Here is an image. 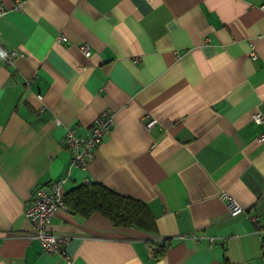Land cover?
<instances>
[{"label": "crops", "instance_id": "1", "mask_svg": "<svg viewBox=\"0 0 264 264\" xmlns=\"http://www.w3.org/2000/svg\"><path fill=\"white\" fill-rule=\"evenodd\" d=\"M0 6V41L20 53L0 61V264H264V0ZM103 109L113 126L72 166L67 125L85 134ZM59 178L63 194L96 181L143 201L153 228L67 206L49 224L67 256L45 252L24 209Z\"/></svg>", "mask_w": 264, "mask_h": 264}, {"label": "built area", "instance_id": "2", "mask_svg": "<svg viewBox=\"0 0 264 264\" xmlns=\"http://www.w3.org/2000/svg\"><path fill=\"white\" fill-rule=\"evenodd\" d=\"M17 3L18 6L21 5L20 1H17ZM5 12L6 9L0 6V18ZM64 39L63 35L56 36V41ZM79 49L85 55L90 54V48L86 43L81 44ZM19 55L20 53L16 49L9 48L0 41V61L2 63H12ZM253 121L255 123L264 121L263 114L259 109L254 111ZM153 123V119L149 120L148 126ZM113 124L114 114L109 109H103L95 116L91 127L85 134H78L74 125H67L64 142L71 152V165L85 168L93 157L96 146L109 133ZM259 138L264 140V134L259 135ZM63 181V178L52 179L45 186H37L34 189L33 197L26 204L24 214L32 224V236L40 242L45 252L67 256L65 245L68 243V236L55 233L49 229L50 220L54 213L58 209L67 208L61 191ZM223 197L227 199L231 214L243 211V208L232 197L227 195H223ZM207 239L212 240V237L208 236Z\"/></svg>", "mask_w": 264, "mask_h": 264}, {"label": "trees", "instance_id": "3", "mask_svg": "<svg viewBox=\"0 0 264 264\" xmlns=\"http://www.w3.org/2000/svg\"><path fill=\"white\" fill-rule=\"evenodd\" d=\"M63 196L66 205L83 217L97 211L115 226L143 229L154 226L153 217L143 201L119 193L96 181L75 185ZM155 251L156 255L160 256L164 248L158 245Z\"/></svg>", "mask_w": 264, "mask_h": 264}]
</instances>
